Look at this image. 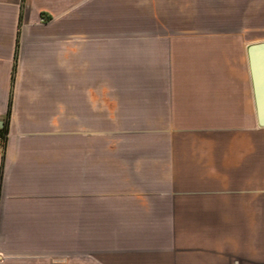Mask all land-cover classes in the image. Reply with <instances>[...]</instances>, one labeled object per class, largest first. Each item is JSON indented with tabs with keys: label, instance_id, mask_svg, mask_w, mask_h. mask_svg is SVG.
I'll list each match as a JSON object with an SVG mask.
<instances>
[{
	"label": "crops",
	"instance_id": "1",
	"mask_svg": "<svg viewBox=\"0 0 264 264\" xmlns=\"http://www.w3.org/2000/svg\"><path fill=\"white\" fill-rule=\"evenodd\" d=\"M263 42L264 0H0V264H264Z\"/></svg>",
	"mask_w": 264,
	"mask_h": 264
},
{
	"label": "water",
	"instance_id": "2",
	"mask_svg": "<svg viewBox=\"0 0 264 264\" xmlns=\"http://www.w3.org/2000/svg\"><path fill=\"white\" fill-rule=\"evenodd\" d=\"M258 127H264V42L248 48Z\"/></svg>",
	"mask_w": 264,
	"mask_h": 264
},
{
	"label": "trees",
	"instance_id": "3",
	"mask_svg": "<svg viewBox=\"0 0 264 264\" xmlns=\"http://www.w3.org/2000/svg\"><path fill=\"white\" fill-rule=\"evenodd\" d=\"M9 113H10V105H9V111H8V114H9ZM7 133H8L7 126L4 125V126L0 129V139H1V143H2V145L6 142Z\"/></svg>",
	"mask_w": 264,
	"mask_h": 264
},
{
	"label": "built area",
	"instance_id": "4",
	"mask_svg": "<svg viewBox=\"0 0 264 264\" xmlns=\"http://www.w3.org/2000/svg\"><path fill=\"white\" fill-rule=\"evenodd\" d=\"M14 92V91H13ZM12 97H13V95H12ZM11 105H12V102L10 103V107H11ZM1 147H2V143H1V139H0V152H1ZM3 182H4V176H3V174L1 173V177H0V188L2 187V185H3ZM1 260H3V254L2 253H0V261Z\"/></svg>",
	"mask_w": 264,
	"mask_h": 264
},
{
	"label": "rangeland",
	"instance_id": "5",
	"mask_svg": "<svg viewBox=\"0 0 264 264\" xmlns=\"http://www.w3.org/2000/svg\"><path fill=\"white\" fill-rule=\"evenodd\" d=\"M48 264H70V262L69 261L64 262V263H57V262L53 263V262H49Z\"/></svg>",
	"mask_w": 264,
	"mask_h": 264
}]
</instances>
